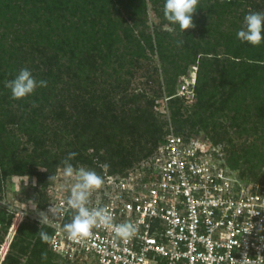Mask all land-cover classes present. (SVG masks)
<instances>
[{
    "label": "rangeland",
    "instance_id": "1",
    "mask_svg": "<svg viewBox=\"0 0 264 264\" xmlns=\"http://www.w3.org/2000/svg\"><path fill=\"white\" fill-rule=\"evenodd\" d=\"M219 1L222 2V0ZM160 3L162 4V1ZM199 3L200 7L202 5L203 7L197 8L193 14V22L196 27L187 29L185 32L197 33V39L202 44L203 49L213 48L212 53H216L221 59H225L228 57L226 55L228 50H234V48L242 45V41L237 38V32L244 27L245 16L242 15L243 10L240 14L227 9L222 15L220 8L216 6V0H210L209 2L199 0ZM210 4L216 6V9L212 8L214 11L212 15L209 12L208 5ZM147 5L148 11L142 17L143 20H146L148 27L145 34L151 35L153 43L156 45L155 26L158 27L159 32L164 33L163 38H165V41L170 42L169 49L166 51L168 60L166 64L162 62L156 46L154 49L147 47L144 55H139L140 51L137 48L136 40H138V32L142 28L134 30L135 32L132 34L134 37L132 36L133 40L130 44V39L123 29L114 31V37L118 38V41L120 40L118 53L122 56L128 52L133 54H126L123 57L120 55L119 62L113 61L104 65L107 72L105 74H103V69H98L92 73V75H95L93 77L94 84H91L90 88L93 98L92 107L98 111L100 110V114H106V116L101 118V132L96 134L95 139H92L91 135L84 134L86 135L84 137H86L88 148L84 150L83 156L78 155L79 157L70 160L75 170L86 167L102 176L103 180H105L107 174L138 178L149 166L156 152L157 141L168 128L166 125L171 122L175 128H178L181 119L188 116V113H186L184 117H175L176 109L181 108L184 112L185 109L194 107L197 102L198 67L191 65L186 73H182L187 63L186 59L181 53L177 56L174 55L177 51L183 49L186 38L178 37L179 25L165 21L161 9L159 15H157L151 2L148 1ZM6 11L7 20L2 19L0 33L10 34L5 44L8 49L11 47L9 55L12 54L14 60L16 58L23 60L28 57V44L24 45L21 42V40H24L25 35L18 38L19 43L13 44L15 36L12 35V32L14 33L18 27L14 23L13 15L7 9ZM250 12L255 11L249 10L248 14ZM29 16L30 20L35 21V16L32 13ZM123 17L127 19L128 14L124 13ZM21 21H23V18ZM32 24L27 29L40 28V21L32 22ZM165 32L172 33L173 39H170L169 35L165 36ZM201 34L204 35L203 39L199 37ZM33 35L35 36V34ZM25 39L29 38L26 37ZM173 42L178 43L176 49L172 45ZM244 46H248V44H244ZM16 48H18V52ZM7 58L8 56L6 60L11 62L12 58ZM171 60L176 63L169 64ZM61 62H64V60L61 59ZM165 68L169 69V74L165 73ZM19 70H22V67L19 66ZM63 72L59 78L68 82V85H65L66 89L71 87L69 84H76L74 89L72 86V95L74 96H72V100L73 105L76 107L80 100L88 99L89 95L77 85L80 76L78 73L72 75L66 73V71ZM177 72L181 74L177 76ZM63 85L64 83L59 82V89ZM248 86L246 84V87ZM171 89H174L172 95L170 93ZM0 92L2 93L1 90ZM261 92V95H259L251 90L241 91V99L244 98V100L240 105V109L242 110L241 113L246 112L247 117L245 118L254 121L256 126L264 129V104L262 105L264 91ZM5 96L6 101L3 102V105L0 104V214L6 215L9 224H0V264H3L4 259L10 252L11 244L22 224L29 227L40 226L36 220L39 218L37 213L40 211L45 212L47 190L55 186L71 192V188L76 182V173L74 172L73 177H66L63 172L64 165L62 161L68 157L72 150L79 146L80 143L75 142V136L84 132L82 128L74 129L73 122L70 124V120H68L71 116H77L80 107L77 108L78 110L74 108L70 96L65 91L62 94L58 90L55 96L52 94L51 96L47 95L46 99L41 98V103L36 104L38 110L35 111V114H33L34 109L30 106L32 99L29 98V95L21 99H13L9 93H5ZM24 102L27 103L26 106L21 105ZM61 104L66 105L67 108L64 109L68 112L65 115L67 117L65 120L60 119V114L64 111L61 109ZM106 104L110 105L108 109ZM110 110L113 111L110 112ZM144 110H146L145 113H143ZM142 114L146 115V121H140L139 117ZM121 115L126 117L127 126L132 125V127L120 125L119 122L113 120L114 116ZM232 116H234V112L229 111L215 115V117H218L219 122L223 123V126H226L233 135L232 141L228 137L225 139L228 149L237 146L240 151L245 138H248L249 144V142L254 141L255 137L238 138V134L234 133L235 131L231 125ZM83 120L85 121V118ZM191 132L192 130L188 127L183 130V133L187 135H191ZM89 134H92V132ZM108 134L114 144H119V141L122 140L126 147L138 153V158L134 160L132 165L123 167L119 157H115L114 165L111 159L112 154L108 152L109 147L104 143ZM203 134L205 132H202L200 136ZM68 141L73 142V148L68 146ZM259 146L261 147H259V151L262 153L264 146L261 142H259ZM48 161L53 162V165L48 167ZM258 161L259 158L256 159V163ZM102 165L108 167L104 168ZM19 166L21 168L16 169ZM256 173L258 179L255 180L252 175H246L244 181L248 185L254 184L255 187L264 186L263 171L258 170ZM51 175L56 177L54 181H49ZM26 181L27 186H25ZM33 181H35V185H33ZM95 190H102V186ZM95 190L92 191L94 194L97 192ZM9 208H11V211H8ZM19 214L18 225L12 231ZM2 253H4L3 256H1ZM15 253L16 251H14ZM54 255L61 264H96L93 259L83 256L69 257L58 253H54Z\"/></svg>",
    "mask_w": 264,
    "mask_h": 264
},
{
    "label": "trees",
    "instance_id": "2",
    "mask_svg": "<svg viewBox=\"0 0 264 264\" xmlns=\"http://www.w3.org/2000/svg\"><path fill=\"white\" fill-rule=\"evenodd\" d=\"M148 1L151 2L155 13L159 15L158 13L162 10V16L164 17L165 0H0V27H2V19L7 20V9L13 15L14 23L18 27L14 33L12 32V35L15 36L13 44L19 43L18 38L24 35L25 38H29L21 40L22 44H28V57L23 60H18V58L14 60L12 54L9 55L11 47L9 49L5 47L10 34L0 33V90L2 91V93L0 92V104L3 105V102L6 101L5 93L11 95V90L5 87V81L12 80L18 75L20 72L19 66L22 69H28L37 82L41 80L47 82L46 87L38 86L29 95V98L32 99L30 106L34 109V111L32 110L33 114L38 110L36 104L41 103L42 99H46L47 95L54 94L55 96L58 90L62 94L65 91L70 96L73 105L72 91L76 84H69L71 87L66 89L65 85L67 86L68 82L59 77L64 73L63 71L72 75L78 73L80 76L77 85L89 95V98L80 100L76 107L73 105L75 109L80 107V111L76 117L71 116L68 120H70V124L73 122L74 129L82 128L84 131L82 134L78 133L75 136V142L80 144L78 147L75 146L77 148L71 152L76 153L75 157H82L84 150L88 148L86 137H84L86 135L84 134L91 135L90 137L95 139L96 134L101 132V118L106 116V114H100V110L98 111L92 107L93 98L90 88L91 84H94L93 77L95 76L92 73L98 69H103V74H105L107 72L104 65L113 61L119 62V59H121V54L118 53L120 40L118 41V38L114 37V31L123 29L130 39V44L133 40L134 30L142 28L138 32L139 36L136 40L137 48L140 51L139 55L143 56L147 47L154 49L156 46L162 62L166 64L168 60L166 51L169 49L170 42L165 41V38H163L164 33L159 32L158 27L155 26L156 45L153 43L152 36L145 34L148 27L146 20H143L142 17L148 11ZM160 1H162V4ZM209 1L204 0V2ZM216 3L222 15L227 9L237 13L243 10L242 15L244 16L248 14L249 10L264 13V0H222V2L216 0ZM208 6L212 15L216 6L214 4ZM201 7L199 3L197 8ZM31 13L35 16L36 22L40 21V28L27 29L29 25L30 27L33 25L32 22H35L33 19L28 18ZM124 13L128 14L127 19L123 17ZM22 18L23 21H21ZM163 19L167 21L165 17ZM168 35L170 39H173L172 33L165 32V36ZM262 36H264V32H262ZM178 37L186 38L183 49L174 54L177 56L181 53L186 59L187 63L182 73H186L191 65L198 67V73L196 84L197 102L194 107L185 109L184 112L181 108L176 109L175 117L177 118L184 117L188 113L185 119H181L178 128H175L176 133L186 138H208L212 140L215 145L222 146L227 164L238 172L243 180L246 175H252L255 180L258 179L256 173L258 170L263 171L264 175V151L262 153L259 151V142L264 146V129L256 126L254 121L245 118L247 117L246 112L241 113L240 105L243 103L244 98L241 99L240 92L251 90L261 95V91H264V40L259 46H253L242 41V45L234 48V50H228L226 52L228 57L221 59L216 53H212L213 48L203 49L201 47L202 44L197 39V33L191 31L183 33L180 30V32L178 31ZM199 37L203 39L204 35L201 34ZM40 40L42 41L40 42ZM177 42L172 44L175 49ZM244 44H248V46H244ZM21 47L23 46L21 45ZM16 50L18 52V48ZM126 54L133 53L128 52ZM126 54H123V56H126ZM7 56V59L11 57L13 60L11 59V62L6 60ZM61 59L64 60L65 64L61 62ZM174 63L176 62L171 60L169 64ZM165 73H170L168 68H165ZM179 74L181 73L177 72L176 75ZM59 82L64 83L60 89ZM246 84L249 86L246 87ZM173 92L174 89H171V95ZM26 102L21 105L26 106ZM109 106V104H106L107 109ZM61 109H67L66 105L61 104ZM112 111L110 110V112ZM224 111L234 112L231 125L235 131L234 133L238 134V138L255 137L254 141L249 142V144L248 138H245L240 151L235 145L233 149H228L225 139L228 137L232 141L233 135L226 126H223V123L219 122L218 117H215V115H219ZM145 112L146 110L143 113ZM67 113L65 110L61 112L60 119L65 120ZM141 116L139 117L140 121H146V115L142 114ZM113 120L119 122L120 125L127 126L128 124L126 117L123 115L114 116ZM127 127H132V125ZM186 127L192 130L191 135L183 133ZM167 131L166 128V131L157 141L156 150L164 142ZM91 132L92 134H89ZM202 132H205V134L200 136ZM211 133L212 135H210ZM104 143L109 147L108 152L112 154L111 159L114 165L115 157L121 159L120 163L123 167L132 165L134 160L138 158V153L126 147L122 140L119 141V144H114L109 134ZM67 144L70 148L74 146L71 141H68ZM257 158H259V161L256 163ZM51 165H53V162L48 161L47 166L50 167ZM20 168L21 166L16 169ZM45 204H47V201ZM19 218L20 216L16 220L12 231L17 227ZM0 224H9L5 214H0ZM40 230L46 232L51 238L52 230L42 224L37 227L22 224L3 264H61L49 248L50 241L44 242L41 240L38 234ZM14 251H16L15 254ZM42 254H46V258H42Z\"/></svg>",
    "mask_w": 264,
    "mask_h": 264
},
{
    "label": "built area",
    "instance_id": "3",
    "mask_svg": "<svg viewBox=\"0 0 264 264\" xmlns=\"http://www.w3.org/2000/svg\"><path fill=\"white\" fill-rule=\"evenodd\" d=\"M167 130L138 178L107 174L89 197V208H107L114 224L132 223L136 232L124 240L101 227L67 239L70 192L52 186L45 212L55 215L42 224L52 230V252L96 264H235L245 254L248 264H264V186L248 185L212 140L179 135L171 122Z\"/></svg>",
    "mask_w": 264,
    "mask_h": 264
},
{
    "label": "clouds",
    "instance_id": "4",
    "mask_svg": "<svg viewBox=\"0 0 264 264\" xmlns=\"http://www.w3.org/2000/svg\"><path fill=\"white\" fill-rule=\"evenodd\" d=\"M198 4L199 0H165L164 17L171 24H178L180 30L185 32L187 29L196 27L193 22V14L196 12ZM262 32H264V13L250 12L244 18V27L237 32V38L253 46H259L262 40H264ZM38 86L46 87L47 82L43 80L37 82L28 69L20 70L14 79L5 82V87L11 90L13 99L27 97ZM75 156L76 153H69L68 157L62 161L64 165L63 172L66 177H73L74 172L76 173V182L71 188L70 196L67 200L70 208L75 210V215L70 222L63 225L67 239L79 241L82 238L90 236L93 228L102 227L104 229H113L118 237L127 240L137 230L132 223L114 224L113 218L107 208H89L87 206L91 192L99 189L103 185L104 180L94 170L87 169L86 167H80L78 170H75L70 163V160ZM102 167L107 168L108 166L102 165ZM55 179L54 175L49 177V181H54ZM27 181L25 186H27ZM33 185H35V181H33ZM33 208L35 209L36 207ZM8 211H11V208ZM48 213L55 215V209L50 207ZM48 213L43 211L37 213L40 225L49 222ZM260 230L264 231V228ZM38 234L44 242H48L51 239L44 231L40 230ZM258 257L264 259V256L258 255ZM42 258H46V254H42ZM247 258L248 256L245 254L240 261L234 259L235 264H248Z\"/></svg>",
    "mask_w": 264,
    "mask_h": 264
}]
</instances>
